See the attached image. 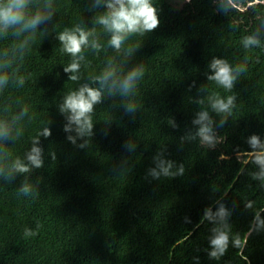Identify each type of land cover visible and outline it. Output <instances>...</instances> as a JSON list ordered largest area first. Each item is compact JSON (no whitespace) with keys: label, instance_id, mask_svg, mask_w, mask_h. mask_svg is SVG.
Listing matches in <instances>:
<instances>
[{"label":"trees","instance_id":"obj_1","mask_svg":"<svg viewBox=\"0 0 264 264\" xmlns=\"http://www.w3.org/2000/svg\"><path fill=\"white\" fill-rule=\"evenodd\" d=\"M155 3L160 25L130 37L126 46L139 48L129 58L108 47V34L97 26L103 47L85 50L79 81L64 72L71 57L57 35L78 23L92 27L91 0H29L30 15L54 9L51 19L34 31H0V75L9 77L0 86V126L12 134L0 138V166L7 170L23 159L34 138L51 130L39 138L42 168L11 182L0 177V264H264V226L255 221L257 214L264 221V181L252 178L260 167L247 143L253 134L264 141V47L241 44L257 30L264 39V2L234 0L225 14L214 0ZM213 57L245 65L231 92L207 80ZM109 61L124 72L142 63L137 89L128 97L105 89L91 135L78 136L74 125L65 132L63 97L83 83L99 87L92 77ZM213 91L237 98L222 127L205 99ZM129 103L134 112L127 111ZM204 109L215 121L214 147L191 138ZM156 157L171 160L173 171L183 164L184 174L154 179L149 169ZM24 179L36 195L19 193ZM220 204L231 213L230 242L216 260L208 252L217 222L202 217ZM26 228L35 235L25 236Z\"/></svg>","mask_w":264,"mask_h":264},{"label":"clouds","instance_id":"obj_2","mask_svg":"<svg viewBox=\"0 0 264 264\" xmlns=\"http://www.w3.org/2000/svg\"><path fill=\"white\" fill-rule=\"evenodd\" d=\"M263 1V0H262ZM234 0H214L217 11L222 14L231 11ZM103 9L102 11H97ZM90 11L95 12L93 16L92 27L78 23L75 26L65 27L59 32L57 39L61 45V51L71 57L70 63L64 67V72L69 74V80L79 81L82 62L85 60V50L91 49L99 52L103 47L99 41L97 26L103 32L107 33L109 39L108 47L116 53H123L125 58L131 57L139 48V45H128L130 37L144 36L157 29L160 25L159 11L155 0H91ZM54 9L47 13L37 12L29 14V0H0V31L7 32L9 28H15L19 32L35 30L42 22L51 19ZM241 44L244 49H255L264 47V39L259 30L245 35L241 38ZM211 74L205 73L208 81L215 82L226 92H231L242 73L246 71L244 64H231L227 59L213 57L208 64ZM145 74V67L142 63L124 72L119 69L112 61L101 72V74L92 77L93 83H98L99 87L90 86L89 83L81 84L77 89L69 91L59 104L60 113L64 114L68 123L64 126L65 132L73 130L78 136L91 135L93 123L92 113L94 106L102 102L104 90L111 94L119 93L122 96H130ZM8 75H0V86L8 83ZM17 83L23 86L25 79L19 77ZM202 90H205L202 88ZM210 110L220 117L219 126L222 127L227 118L232 115L236 107L235 95H221L213 91L205 98ZM205 99L198 101L203 105ZM135 104L129 103L128 112L135 111ZM26 112V109L24 110ZM23 115V113H22ZM170 123H172L170 121ZM193 124L198 125V129L192 139L199 138L201 144L214 147L217 141L214 129L215 121L209 114L208 109H204L197 114ZM51 135V130L45 127L36 138H34L32 147L26 156L21 159L17 157L13 163L5 170L0 166V177L6 182H11L15 177L29 173L33 168L39 169L44 166L42 154L43 149L39 146L40 136L45 138ZM0 138L7 141L12 139V134L8 126H0ZM68 140L75 143V138L68 137ZM247 143L251 151L248 155L253 164L259 165L260 171L253 173V179L264 181V141L258 135H251ZM81 144L79 147L83 148ZM156 167L149 169V175L154 179L161 176L165 178H174L184 174L183 164L175 166L171 160L154 158ZM264 186V185H262ZM19 193L24 196L36 195L34 185L27 179H24L19 187ZM252 206L251 202L245 205L246 208ZM231 213L224 204H220L218 210L213 213L211 208L205 209L202 220L217 222V226L211 229L212 235L209 237L211 251L208 252L209 258L219 260L227 251L230 242V225L228 219ZM258 229L264 226V221H260L258 214L255 217ZM190 222V221H189ZM25 236L35 235L31 229H25ZM233 246H237L238 241L232 238Z\"/></svg>","mask_w":264,"mask_h":264},{"label":"rangeland","instance_id":"obj_3","mask_svg":"<svg viewBox=\"0 0 264 264\" xmlns=\"http://www.w3.org/2000/svg\"><path fill=\"white\" fill-rule=\"evenodd\" d=\"M263 2H264V0H263Z\"/></svg>","mask_w":264,"mask_h":264}]
</instances>
